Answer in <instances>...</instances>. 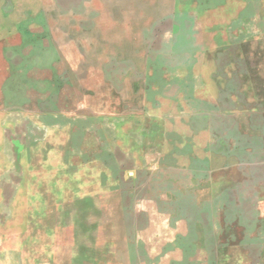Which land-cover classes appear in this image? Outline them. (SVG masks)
<instances>
[{"label": "rangeland", "instance_id": "374dc122", "mask_svg": "<svg viewBox=\"0 0 264 264\" xmlns=\"http://www.w3.org/2000/svg\"><path fill=\"white\" fill-rule=\"evenodd\" d=\"M233 69L264 97V0H0V264H252Z\"/></svg>", "mask_w": 264, "mask_h": 264}, {"label": "crops", "instance_id": "0c3cea01", "mask_svg": "<svg viewBox=\"0 0 264 264\" xmlns=\"http://www.w3.org/2000/svg\"><path fill=\"white\" fill-rule=\"evenodd\" d=\"M245 37L246 34L241 31L238 33L237 37H235L234 41H243ZM134 71H136V69H133V72ZM240 74V69L236 71L233 69L231 75H226L227 88H221L220 85L217 86L216 89L217 100L220 99L222 95L223 97L231 99V103L235 105V108H232V111L229 112L228 121H234L236 123L243 121L244 123H248V127L246 126L247 129L238 126V128H234L233 131V135L236 136L239 134L238 136L244 138L242 143L239 144L243 148L238 153L241 156L243 155L244 159L232 165L235 168L244 169L245 177H235V179L231 181H225L224 184L226 185L221 189L219 199L221 198L222 202L226 204L225 213H227V221L229 223L237 224L251 232L258 233L256 229L260 223L264 221L262 216L264 212L260 209V205L264 203V200L260 197V188L264 187V97L257 93H251L258 88L257 86L253 88L250 87L248 81L253 80L249 78L251 76L246 79V76H241ZM242 75L245 74L242 73ZM133 79L134 78L131 77V81H133ZM215 83L216 80L213 84L215 85ZM247 90H249L250 93ZM229 136L232 137L231 135ZM207 164H209V161ZM232 165H227V167H231ZM256 169L260 170L259 173L254 171ZM211 181L213 182V179ZM212 196H214V201L215 194L213 193ZM216 205L218 207V204ZM254 242H258V245H261L260 247L255 245L256 247L252 248L253 250L255 249L254 254L259 258L261 256L262 259L253 256L252 264H264V239L255 238ZM249 243V241L244 240L241 244L235 243V245L238 244L245 250H248L247 247ZM251 245H253V243Z\"/></svg>", "mask_w": 264, "mask_h": 264}]
</instances>
